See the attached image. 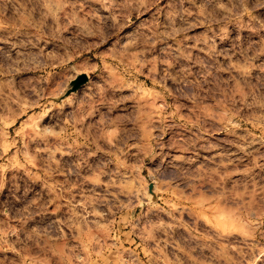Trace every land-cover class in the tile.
<instances>
[{"label": "rangeland", "instance_id": "1", "mask_svg": "<svg viewBox=\"0 0 264 264\" xmlns=\"http://www.w3.org/2000/svg\"><path fill=\"white\" fill-rule=\"evenodd\" d=\"M0 264H264V0H0Z\"/></svg>", "mask_w": 264, "mask_h": 264}, {"label": "water", "instance_id": "2", "mask_svg": "<svg viewBox=\"0 0 264 264\" xmlns=\"http://www.w3.org/2000/svg\"><path fill=\"white\" fill-rule=\"evenodd\" d=\"M87 81V75L85 73L79 74L76 76V78L71 82L70 86L68 87L66 91V95L70 92L76 91L83 83ZM152 184H149L148 190L149 192H152Z\"/></svg>", "mask_w": 264, "mask_h": 264}]
</instances>
